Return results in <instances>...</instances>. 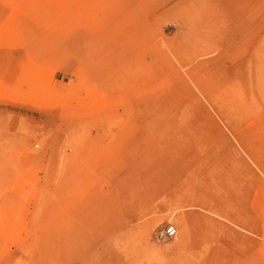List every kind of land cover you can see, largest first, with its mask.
Segmentation results:
<instances>
[{
  "label": "rangeland",
  "instance_id": "rangeland-1",
  "mask_svg": "<svg viewBox=\"0 0 264 264\" xmlns=\"http://www.w3.org/2000/svg\"><path fill=\"white\" fill-rule=\"evenodd\" d=\"M0 264H264V0H0Z\"/></svg>",
  "mask_w": 264,
  "mask_h": 264
},
{
  "label": "built area",
  "instance_id": "built-area-1",
  "mask_svg": "<svg viewBox=\"0 0 264 264\" xmlns=\"http://www.w3.org/2000/svg\"><path fill=\"white\" fill-rule=\"evenodd\" d=\"M176 235H177V228L171 224L157 233V236L160 240L174 238Z\"/></svg>",
  "mask_w": 264,
  "mask_h": 264
}]
</instances>
